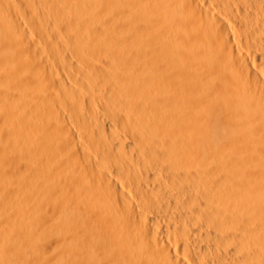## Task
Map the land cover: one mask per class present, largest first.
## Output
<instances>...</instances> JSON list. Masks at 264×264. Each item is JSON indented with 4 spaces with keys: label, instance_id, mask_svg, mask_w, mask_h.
I'll return each mask as SVG.
<instances>
[{
    "label": "bare ground",
    "instance_id": "1",
    "mask_svg": "<svg viewBox=\"0 0 264 264\" xmlns=\"http://www.w3.org/2000/svg\"><path fill=\"white\" fill-rule=\"evenodd\" d=\"M0 264H264V0H0Z\"/></svg>",
    "mask_w": 264,
    "mask_h": 264
}]
</instances>
